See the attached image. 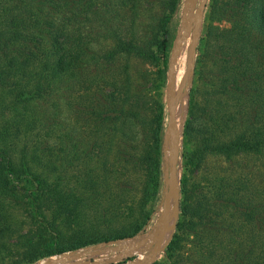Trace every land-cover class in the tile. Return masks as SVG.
Here are the masks:
<instances>
[{
	"label": "trees",
	"instance_id": "1",
	"mask_svg": "<svg viewBox=\"0 0 264 264\" xmlns=\"http://www.w3.org/2000/svg\"><path fill=\"white\" fill-rule=\"evenodd\" d=\"M181 3L0 0V264L130 238L151 223ZM181 158L179 216L153 264H264V0H208ZM16 204L32 221L99 225L14 241Z\"/></svg>",
	"mask_w": 264,
	"mask_h": 264
},
{
	"label": "rangeland",
	"instance_id": "2",
	"mask_svg": "<svg viewBox=\"0 0 264 264\" xmlns=\"http://www.w3.org/2000/svg\"><path fill=\"white\" fill-rule=\"evenodd\" d=\"M202 0H182V3L180 5V16H181V25L177 34V38H176V43L177 48L180 45V42L183 38V36L186 33V26L190 25V27H193L192 25L194 24V18L195 15L200 7ZM188 4V5H187ZM187 5V6H186ZM147 6V5H146ZM207 6V5H206ZM186 8V10H185ZM206 10V8H205ZM185 12V17H186V24H182V20H183V15ZM205 14V12H204ZM149 17V15H147ZM141 20L142 22L146 20L145 15L141 16ZM149 21L146 20L145 24L148 25ZM203 25H204V16H203V20H202V26L199 32V37L202 35V30H203ZM91 29V26L89 27L88 30ZM189 37L190 40L188 41V45H187V51L185 52V55L182 59V62L178 64V66L176 67V64H174V70H173V84H174V88L177 91L181 85V82L184 78V74L187 70V66H188V50H189V46L191 45L192 39H193V34H192V30L189 33ZM196 56V55H195ZM194 69H195V64L193 67V71L192 74L190 75V78L188 80L186 89L184 94L182 95V97L179 98L178 102H177V114H178V110L179 107L182 103L183 107L185 108V102L186 103V116H185V120L183 123V129L180 131V135L182 134L181 137V146L183 148V140H184V127H185V122L188 116V110H189V99H190V92H191V88L193 85V79H194ZM169 72H170V68L168 69V78H167V83L166 86L164 88V100L166 102V108L168 111V115H167V121L169 118ZM58 100V99H57ZM60 100H58L59 102ZM49 102H54L53 99L49 100ZM59 104H61V102H59ZM64 104V103H62ZM47 106L53 110H55V108L51 107V104L47 103ZM53 110L51 112H53ZM59 118H61L59 116ZM167 128V127H166ZM165 140V139H164ZM164 169H165V163H164ZM163 169V172H164ZM181 171H182V158H181V162H180V178H181ZM181 185V183H180ZM174 203V200H173ZM172 203V206H173ZM161 208V207H160ZM30 209H27V207H24V205L21 204H16L15 207L13 208V214L16 215V217L18 219H16V223L18 224L15 228L17 229V237H15L13 240L14 241H23L24 238H18L19 235L21 236H28V237H39V232L40 230H42V233L45 237L50 238V236H52L54 233H58V231L67 234V235H72V234H78L81 231H83L85 228L86 229H91L92 224H94L93 221L88 220V221H81V219H78V216H72L70 215L71 220L66 218H60L56 221V223L49 221L46 222L45 220H42L41 217H38V220L36 221H32L31 219V211H29ZM173 212L176 213V207L173 208ZM179 216V214H178ZM160 217V210L157 211L153 217V219L151 220V223L147 226L146 230L143 232H139L136 235H134L133 237L130 238H124V239H115V240H119V243H117V245H123L124 248H120V249H113L112 247L115 245L111 244L108 245L107 247H105V249L97 254L92 253L93 251L97 250L96 245H89L87 247H83L79 250V252H84L85 254L87 253L88 255H84V253L82 254V256L78 259H81L82 264H137L139 261L143 260L145 257L148 256V254L151 252V247L150 245L153 244L154 242V238L156 235V230H155V224L157 223L158 219ZM52 215H50V213H48V219L51 220ZM173 216H172V222H173ZM73 219V220H72ZM126 221V219L124 217H122L120 220H116L113 222H109L107 224H105L104 226L110 225L112 224V226H120L122 222ZM97 225H99V221L96 220L95 221ZM130 221L128 220V222H126L125 224L127 225ZM46 225V226H44ZM52 225L54 226V231L52 228ZM42 226H44L42 228ZM102 228H105V227ZM172 226V224H171ZM99 228V227H97ZM171 228V227H170ZM153 234V235H152ZM151 235V238H150ZM148 238L150 239V242H145L144 245L139 246L138 248L136 247L137 245H139V242L142 240H145ZM170 240V239H169ZM169 242V241H168ZM167 242V243H168ZM166 243V245H167ZM130 246H134V248H130ZM166 247V246H165ZM165 250V248H164ZM164 250L162 251V253L164 252ZM68 252V251H66ZM65 253V252H64ZM162 253L157 257V260H162L163 255ZM63 253L60 254H54L48 257H44L41 260L37 261L34 264H40V262H42L43 260L46 259H50L54 256H61ZM21 257H15V260L18 261L20 260ZM78 259H74L72 261H76ZM155 261V262H156ZM20 264H26L24 262L20 263Z\"/></svg>",
	"mask_w": 264,
	"mask_h": 264
},
{
	"label": "water",
	"instance_id": "3",
	"mask_svg": "<svg viewBox=\"0 0 264 264\" xmlns=\"http://www.w3.org/2000/svg\"><path fill=\"white\" fill-rule=\"evenodd\" d=\"M208 0H202L200 7L195 15L194 24L192 25V34L193 39L191 45L189 46L188 50V66L187 70L184 74V78L181 82L179 89L176 91L173 84V70H174V60H175V50L177 48V43L173 49L171 60L169 63V118L167 123V128L165 132V140H164V186H163V194L161 200V208H160V217L155 224L156 235L154 238V242L151 247V252L145 257L143 260L139 261L137 264H153L157 257L162 253L164 250L166 243L172 236L174 231V227L176 224V220L179 214V202H180V162H181V137L180 132L176 129V114H177V102L180 97L185 92L188 80L190 75L192 74L193 67L195 64V55H196V48L198 44V37L199 32L202 26V20L205 12V8L207 5ZM188 5V4H187ZM186 5V6H187ZM186 10V8H185ZM185 12L183 15L182 24H186V17ZM190 25H187L188 27ZM176 199V213L172 212V203L173 200ZM173 218L172 226L170 228L171 220ZM147 239L142 240L139 242V246L145 244ZM112 247L113 249H120L124 248L123 245H117L119 240H108L103 241L97 244V250L93 251L92 253L97 254L102 252L105 247L108 245L114 244ZM130 248H134V246H130ZM82 252L79 251H68L63 253L61 256L69 255V261L74 259H78L82 256Z\"/></svg>",
	"mask_w": 264,
	"mask_h": 264
},
{
	"label": "bare ground",
	"instance_id": "4",
	"mask_svg": "<svg viewBox=\"0 0 264 264\" xmlns=\"http://www.w3.org/2000/svg\"><path fill=\"white\" fill-rule=\"evenodd\" d=\"M191 30H192V28L190 26L186 27V33H188ZM175 53H176V50H175ZM171 224H172V220H171ZM171 224H170V227H171ZM150 238H151V235H150ZM147 242H150L149 238H148ZM84 255H88V254L84 253ZM81 261H82L81 259H78L76 261H69V255H67V256H54L50 259L43 260L42 262H40V264H82Z\"/></svg>",
	"mask_w": 264,
	"mask_h": 264
}]
</instances>
